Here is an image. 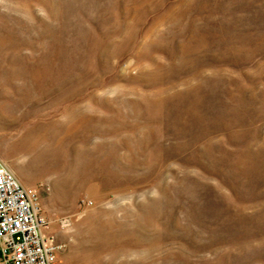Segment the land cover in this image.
Returning a JSON list of instances; mask_svg holds the SVG:
<instances>
[{
  "label": "rangeland",
  "instance_id": "obj_1",
  "mask_svg": "<svg viewBox=\"0 0 264 264\" xmlns=\"http://www.w3.org/2000/svg\"><path fill=\"white\" fill-rule=\"evenodd\" d=\"M0 158L60 264H264V0H0Z\"/></svg>",
  "mask_w": 264,
  "mask_h": 264
},
{
  "label": "built area",
  "instance_id": "obj_2",
  "mask_svg": "<svg viewBox=\"0 0 264 264\" xmlns=\"http://www.w3.org/2000/svg\"><path fill=\"white\" fill-rule=\"evenodd\" d=\"M48 228L37 188L0 158V264H60L61 245Z\"/></svg>",
  "mask_w": 264,
  "mask_h": 264
}]
</instances>
